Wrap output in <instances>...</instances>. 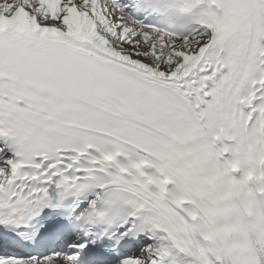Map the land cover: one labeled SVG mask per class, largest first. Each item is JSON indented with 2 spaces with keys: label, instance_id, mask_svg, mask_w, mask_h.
Wrapping results in <instances>:
<instances>
[{
  "label": "snow or ice",
  "instance_id": "snow-or-ice-1",
  "mask_svg": "<svg viewBox=\"0 0 264 264\" xmlns=\"http://www.w3.org/2000/svg\"><path fill=\"white\" fill-rule=\"evenodd\" d=\"M0 264H264V0H0Z\"/></svg>",
  "mask_w": 264,
  "mask_h": 264
}]
</instances>
